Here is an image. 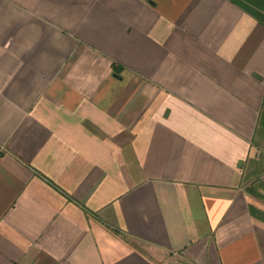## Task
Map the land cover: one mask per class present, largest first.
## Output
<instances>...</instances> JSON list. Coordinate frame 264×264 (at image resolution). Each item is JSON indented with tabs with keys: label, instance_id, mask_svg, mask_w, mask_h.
Returning a JSON list of instances; mask_svg holds the SVG:
<instances>
[{
	"label": "crops",
	"instance_id": "0c3cea01",
	"mask_svg": "<svg viewBox=\"0 0 264 264\" xmlns=\"http://www.w3.org/2000/svg\"><path fill=\"white\" fill-rule=\"evenodd\" d=\"M0 264H264V0H0Z\"/></svg>",
	"mask_w": 264,
	"mask_h": 264
}]
</instances>
